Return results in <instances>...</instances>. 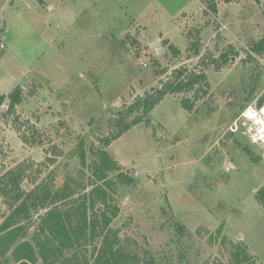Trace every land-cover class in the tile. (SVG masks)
Returning a JSON list of instances; mask_svg holds the SVG:
<instances>
[{"label": "rangeland", "instance_id": "obj_1", "mask_svg": "<svg viewBox=\"0 0 264 264\" xmlns=\"http://www.w3.org/2000/svg\"><path fill=\"white\" fill-rule=\"evenodd\" d=\"M91 1L0 0V95L19 86L23 97L13 112L8 99L0 105V176L16 170L27 191L67 181L89 190L94 151L106 148L134 179L118 184L111 224L128 251L155 264H239L234 253L246 244L248 264H264V208L256 198L264 148L229 129L243 106L264 95V54L250 51L264 36V0H218V13L202 10L199 0ZM183 6L203 16L189 25H210L196 55L189 50L194 32L185 36L183 20H170ZM136 15L147 26L140 41ZM161 31L180 56L164 39L153 42ZM180 66L204 70L208 93L166 95L149 123L105 147L120 112ZM8 213L0 197V222ZM43 213L33 210L28 238ZM100 239L77 250L80 261L93 262Z\"/></svg>", "mask_w": 264, "mask_h": 264}, {"label": "trees", "instance_id": "obj_2", "mask_svg": "<svg viewBox=\"0 0 264 264\" xmlns=\"http://www.w3.org/2000/svg\"><path fill=\"white\" fill-rule=\"evenodd\" d=\"M234 1L239 0H225L227 3ZM39 2L44 4V0ZM209 6L213 12L218 13L216 3L211 1ZM192 31L195 39L191 41L190 31L189 50L196 55L200 51L201 29L194 28ZM165 42L175 57L181 55L178 47ZM250 51L264 54V36L251 44ZM221 57L224 63L231 59L225 53ZM213 61L216 60L212 59L211 62ZM220 64L217 62V68H220ZM166 72L163 68L157 74ZM200 84H204L205 88H196ZM208 86L204 70L191 71L187 66L175 68L170 79L163 81L161 87L136 97L126 110L120 112L121 117L116 120L119 128L102 139L103 145L109 146L141 122L149 123L150 113L166 95L190 93L196 89L195 95L198 97L199 92L200 95L208 93ZM7 99L8 111L13 112L23 101L21 87L17 86L7 95L1 94L0 105ZM181 103L186 110L193 109V102L189 98H183ZM134 113L138 114L129 121L128 118ZM244 150L252 154L248 147ZM94 152V178L91 179L89 190L67 181L60 187L54 183L51 186L40 184L27 191L22 188V175L16 170H7L0 176V197L9 210L0 222V264H37L39 261L42 264H84L80 261L77 250L100 237L101 244L96 250L98 254L91 264H155L152 260L143 261L137 254L128 251L121 244L118 231L111 228L113 219L119 212L115 202L118 184H133L134 179L123 171V166L106 148H99ZM82 163H86L84 154ZM112 173L116 174V179L111 177ZM256 198L264 208V184L258 189ZM100 206L103 207L102 210H99ZM34 209H44V213L34 233L28 238L27 222L32 218ZM233 257L236 263L248 264L250 254L247 245L239 246Z\"/></svg>", "mask_w": 264, "mask_h": 264}, {"label": "built area", "instance_id": "obj_3", "mask_svg": "<svg viewBox=\"0 0 264 264\" xmlns=\"http://www.w3.org/2000/svg\"><path fill=\"white\" fill-rule=\"evenodd\" d=\"M218 0H199L204 11L212 13L210 2ZM230 132L234 134L245 133L253 145L264 148V95L259 94L246 104L230 124ZM230 170V168H227Z\"/></svg>", "mask_w": 264, "mask_h": 264}, {"label": "crops", "instance_id": "obj_4", "mask_svg": "<svg viewBox=\"0 0 264 264\" xmlns=\"http://www.w3.org/2000/svg\"><path fill=\"white\" fill-rule=\"evenodd\" d=\"M92 1L90 2L91 4L92 3H94V4H97L98 3L97 0H92ZM218 4L220 5V3H218ZM218 4H217V6H218ZM227 4H232V2L227 3ZM84 11L85 10L79 9L78 10V14L79 13L81 14ZM176 14H177V16H175V17L173 16L170 20H174V19H177V20H181L182 19L183 20L182 21L183 22L182 24H185V27L183 25H181V24H180V27L182 28V34H184V35L186 34V32H188L189 30H193L194 28H200V29L202 28L201 29V36H202L203 29L206 26H210V25L207 24V22L204 23V25L201 24V23L204 22V20L202 18L203 16H202L199 8L191 9V10L188 11L186 9V7L183 6L179 11L176 12ZM181 14L183 15L182 18L180 16ZM134 18H135V21H136L135 24L139 27V30H140V32H138V34H137V31L135 32L136 35H137V39L139 40V38L144 37V34L146 32V29H147V26L143 24V19H142V17L140 18V15H136ZM196 19H201L200 20L201 23H199L198 26L189 25L190 22H194ZM168 34H169V31H165V32L164 31H161L159 35H155L154 36V41L153 42L156 43L157 41H160V40L164 39L165 41H168L169 43H172V44L175 45V43L173 42V39ZM175 46L178 47L177 45H175Z\"/></svg>", "mask_w": 264, "mask_h": 264}]
</instances>
